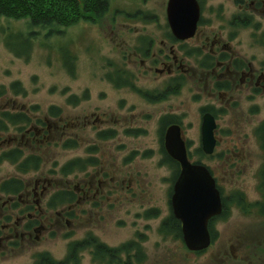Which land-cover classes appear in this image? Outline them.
I'll use <instances>...</instances> for the list:
<instances>
[{
    "label": "rangeland",
    "instance_id": "374dc122",
    "mask_svg": "<svg viewBox=\"0 0 264 264\" xmlns=\"http://www.w3.org/2000/svg\"><path fill=\"white\" fill-rule=\"evenodd\" d=\"M240 1L200 0L199 35L187 42L171 39L175 36L167 20L169 0H110L103 20L81 22L57 37L34 34L39 29L31 31L26 21L0 18V89L11 93L0 109L36 108L35 118L50 119L46 114L50 108H59L84 133L78 138L82 149L65 152L63 163L97 157L112 181L105 180L104 187L111 188L101 191H106L104 203L98 202L97 210L87 206L82 222L58 225L55 238L43 236L32 248L23 243L17 251H4L0 264H35V255L45 252L63 261L71 242L88 233L109 248L137 242L147 254L146 264H264V143L256 133L264 123V97L236 88L227 95L226 76L198 71L203 64H212L210 43L222 40L252 63L253 73L264 76V0ZM249 15L251 26L241 29L232 24ZM145 53L168 76L156 75L148 63L141 66ZM182 75L179 92L166 101L144 97L164 91ZM207 109L219 117L220 146L210 157L203 152L201 139ZM170 116L179 120L192 159L220 175L227 206L233 208L228 220L214 223L216 243L201 255L185 248L181 238L161 234L162 223L173 213V170L162 163L161 152V122ZM94 127L97 134L107 129L120 134L101 142ZM89 147L97 151L89 155ZM221 154L234 166V175L220 174L221 166L227 165V160H219ZM99 170L91 166L78 177H69L71 189L78 183L88 185L92 177L96 187ZM1 173L4 177L14 170L4 165ZM92 196L86 198L93 200ZM153 209L156 214L148 216ZM66 232L73 235L64 239ZM79 263L103 264L90 250L82 252Z\"/></svg>",
    "mask_w": 264,
    "mask_h": 264
},
{
    "label": "trees",
    "instance_id": "16d2710c",
    "mask_svg": "<svg viewBox=\"0 0 264 264\" xmlns=\"http://www.w3.org/2000/svg\"><path fill=\"white\" fill-rule=\"evenodd\" d=\"M240 3L245 2L241 0ZM110 8V0H0V18L26 21L31 31L39 29L34 34L41 32L43 37H57L81 22H100L109 14ZM242 17L234 19V27L242 29L251 26L253 17ZM171 39L176 42L172 37ZM183 80L185 77L179 76L169 82L164 91L155 96L147 94L144 97L153 102L166 101L169 95L179 92ZM12 90L17 93L15 96H20L15 87ZM10 94L7 88L0 89V103L7 101ZM204 112H210L219 118L214 110L207 109L203 110ZM35 113L36 108L14 112L10 109H0V175L4 165L14 170V173L0 177V257L5 255L4 251H17L24 246L23 243H28L27 248H32L34 244L42 241L43 236L55 238L57 233L54 231H59L61 227L58 225L62 223L82 222L81 218L85 216L87 206L98 208V202L104 203V194L111 188L104 187L110 176L102 171L104 167L100 165L99 158L85 161L74 158L68 163H63L65 152L82 149L81 140L78 138L84 133L77 123L66 120L57 107H51L49 113H46L50 119L35 118ZM162 119V163L173 170L174 183L180 175V168L165 151L163 137L166 128L173 124L180 125V122L171 116ZM93 129L95 131V127ZM96 131L94 135L101 142L116 139L120 134L112 129L100 131L99 134ZM256 133L264 143V123ZM127 134L130 132L127 131ZM95 147H89L92 149L87 153L94 154L97 151ZM199 151L204 157L202 150ZM218 158L221 160L223 156L218 155ZM91 166L100 169L97 177L101 181L97 178L95 187L92 185L95 178L92 177L88 179V185L78 183L72 190L69 177H78ZM110 181L111 178L109 183ZM103 190L106 191L101 192ZM87 193L93 195L94 199L87 200ZM155 211L153 209L148 212V216H154ZM161 228L163 237L174 236L183 239L180 223L172 211ZM72 235V232H66L63 238ZM133 242L117 249L109 248L92 233H88L86 237L71 242L65 260L57 261L45 252L35 255V264H80L82 252L89 250L95 260L103 264H146V252L137 242ZM201 254L203 253H198ZM123 255L126 257L125 262Z\"/></svg>",
    "mask_w": 264,
    "mask_h": 264
},
{
    "label": "water",
    "instance_id": "95a60500",
    "mask_svg": "<svg viewBox=\"0 0 264 264\" xmlns=\"http://www.w3.org/2000/svg\"><path fill=\"white\" fill-rule=\"evenodd\" d=\"M167 10V20L176 41H188L196 36L201 15L198 0H169ZM202 117V150L211 156L217 144L216 119L209 113ZM163 141L168 156L181 167L171 199L173 216L182 224L186 248L195 253L207 251L211 244L208 224L223 210L221 194L206 166L193 165L189 161L180 126L168 127Z\"/></svg>",
    "mask_w": 264,
    "mask_h": 264
},
{
    "label": "flooded vegetation",
    "instance_id": "af4514ba",
    "mask_svg": "<svg viewBox=\"0 0 264 264\" xmlns=\"http://www.w3.org/2000/svg\"><path fill=\"white\" fill-rule=\"evenodd\" d=\"M199 4H200V1H199ZM199 27H200V25L198 26L195 38L199 35ZM173 39L175 40V38H173ZM178 42H180V41H178ZM183 42H187V41H183ZM206 46L208 47V45H206ZM208 48H204V49L205 50L208 49V51L210 52V54H211L210 58L212 59V61H211L212 64L211 65H204L203 64L201 66L202 68L200 67V68H198L199 70L197 69L199 72H201L203 74H206V75L208 74L209 76H211V75H220L221 78H222V76H226L225 78L228 81L227 82L228 87L226 88V90H228V91L224 92V93L227 94V95H230L231 92H234V89L236 88L237 91L240 90V91H242L244 93L246 92V93L254 94V97H256V96L264 97V76L262 75V73L256 74V72L255 73L252 72L253 65H252L251 62L245 61L244 58L242 59L236 53V51H234L233 49H231V47H228L226 44H224L222 40L220 42H214L213 41L212 44L210 43ZM143 57L145 58V60L142 61L141 66H145L146 63H148V65L150 66V71H154V73L156 75L158 74L160 76H162V75L168 76L167 75V73H168L167 70L164 72V70L162 68H159L156 65V63H158V62L154 63L155 62L154 61V57H151L150 55H148L146 53L144 54ZM175 61H177V59ZM162 65L164 67H166L165 62H163ZM244 70H246V71H244ZM243 71H244V73H242L241 77L238 78V80H235V78L239 76V73L243 72ZM183 77H185V76H183ZM167 78H169V77H167ZM170 78L173 79L172 76ZM213 83L214 82H212V84ZM214 84H215V88L218 87V85H219V84H217V82L214 83ZM212 90H213V88H212ZM206 113H209L212 117H215L210 112H204V114H206ZM215 119H216V125H217L218 119L216 117H215ZM173 125H177V124H173ZM216 128L217 129L215 131V138H216V132H217V130L219 128L218 125L216 126ZM186 146H187V142H186ZM219 146H220V142L218 141V138H217V144H216V147H215L216 152H217V148ZM187 151H188V148H187ZM221 156H225V157H223V159H221V161H226L227 160L224 163L227 164V162L230 161V160H228L229 158L224 159V158H226V155L221 154ZM188 157H189V161H191V163L193 165L194 164H196V165H205L203 163H198V161H194L192 159L189 151H188ZM179 168H180L179 173L181 175V167H180V165H179ZM206 168L208 169V171H210L211 176L214 179V182H216V187H217L219 193L221 194V203H223V210H222L221 215L211 219L209 224H208L210 237H211V245H212V244L216 243V240H217V236L213 232L214 223L218 222V221H221V220H223V221L228 220L229 219V213H230L231 210H233V208H231V206H229V205L227 206V203H226V200H225L226 197H225L223 191L221 190V187H220V184H219V180L221 178L220 175L219 174L215 175V173L213 171H211L207 166H206ZM220 171H222V173H220V174H222L223 177H226L227 175H231V174L234 175L235 168H234V166H229L227 164L226 167H225V165L221 166ZM88 194L89 193L86 194L85 198L87 196H89ZM97 194H99V193H97ZM87 200H90V198H88ZM179 223H180L181 230L183 231L182 224H181L180 221H179ZM182 238H183V233H182ZM182 241L184 243V238L182 239ZM184 245H185V243H184ZM185 248H186V246H185ZM231 248H232V252H233V247L231 246ZM226 256L227 255H225V257ZM122 258H123V260L125 262L126 257L123 255Z\"/></svg>",
    "mask_w": 264,
    "mask_h": 264
}]
</instances>
